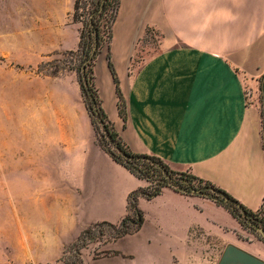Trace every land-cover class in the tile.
<instances>
[{
  "label": "crops",
  "instance_id": "0c3cea01",
  "mask_svg": "<svg viewBox=\"0 0 264 264\" xmlns=\"http://www.w3.org/2000/svg\"><path fill=\"white\" fill-rule=\"evenodd\" d=\"M147 27L158 33L159 48L135 62ZM106 55L103 47L95 84L105 114L129 148L189 170L257 211L264 201V144L254 88L264 74V0H121L110 56L127 105L125 122ZM69 89L61 92L72 95L29 108L23 150L16 143L9 150L14 166L23 155L30 189L27 248L46 247L38 236L56 228L53 222L80 232L98 222L117 224L129 213V194L148 185L99 147L79 87ZM47 202L52 205L43 211ZM137 206L141 228L111 242L110 251L118 254L102 258L120 255L123 263L115 264H217L232 244L264 260V243L243 238L247 231L209 199L164 188L151 200L138 198ZM148 218L155 248L147 261L114 249L142 232Z\"/></svg>",
  "mask_w": 264,
  "mask_h": 264
},
{
  "label": "rangeland",
  "instance_id": "374dc122",
  "mask_svg": "<svg viewBox=\"0 0 264 264\" xmlns=\"http://www.w3.org/2000/svg\"><path fill=\"white\" fill-rule=\"evenodd\" d=\"M72 2L73 0H0V264H64L62 262L75 259L71 244L76 240L80 228L70 226L69 229H64L61 222H53L56 228L38 236V239L47 241L46 247H26L24 227L28 225L31 215L30 189L25 185L27 181L23 161H20L23 155L19 154L16 166L13 165V154L9 155V150L13 152L15 143L17 151L18 148L23 150V118L26 112L29 113L31 106L38 102L60 100L62 96L72 95V92H61L66 87H79L74 71L60 70L57 75H45L51 73L56 66H63V61L66 62L65 66H72L75 62L74 56L69 52L77 49L71 48L76 46L79 39L81 24L71 19ZM158 40L156 31L147 32L137 47L135 62L156 52L159 48ZM261 82L260 78L254 88V100L260 108L264 144ZM252 95L253 91L249 98ZM81 100L83 101L82 96ZM9 183L10 188L7 186ZM33 191L37 190L33 187ZM51 205V202H47L43 211H49ZM41 215L37 214L38 220ZM261 216L260 213L258 218ZM261 221L263 220L260 219V223ZM100 223L91 224L94 225L90 236L93 237L92 241H88L90 237H84L79 243H87L81 250L82 263H123L120 255L102 258L108 256L105 253L111 252L114 232L106 225H99ZM153 231L148 218L147 226L142 232L125 237L115 244L114 249L122 254L135 255V262L147 261L155 248L152 242ZM246 231L248 235L243 238L247 239L252 235L260 240L258 231ZM254 249L263 253L259 247Z\"/></svg>",
  "mask_w": 264,
  "mask_h": 264
},
{
  "label": "trees",
  "instance_id": "16d2710c",
  "mask_svg": "<svg viewBox=\"0 0 264 264\" xmlns=\"http://www.w3.org/2000/svg\"><path fill=\"white\" fill-rule=\"evenodd\" d=\"M120 2L121 0H74L71 19L73 22L81 24L78 47L76 51L69 52L74 56L75 62L72 66H65L66 62L63 61L61 62L63 66H56L51 73L45 74L57 75L60 70L76 73L81 96L95 131L97 144L115 163L124 167L135 178L148 183L146 187L138 188L129 194L127 198L129 213L117 224L101 222L99 225H106L113 230L111 242L137 232L144 221L143 212L137 206L138 198L151 200L158 196L164 188H170L183 195L198 196L213 201L226 209L245 230L257 231L258 228L264 230V201L257 211H252L215 184L195 176L189 170H177L159 157L133 152L108 119L102 108L95 84L94 66L101 49L106 46L107 68L114 84L117 110L120 118L125 122L127 105L121 93L119 79L110 56L112 29ZM150 30L154 31L147 27L143 37ZM263 78L264 74L261 79ZM260 213L262 214L260 219L263 220L261 223L258 218ZM96 226L98 225L96 224ZM93 228L94 225H89L79 233L76 240L71 244V248H74L75 259L64 261L65 264H83L80 255L87 243L81 245L79 243L84 237H90L93 234ZM92 239L93 237H90L88 241H92ZM260 240L264 243L262 238ZM112 253L118 254V252L105 254Z\"/></svg>",
  "mask_w": 264,
  "mask_h": 264
},
{
  "label": "water",
  "instance_id": "95a60500",
  "mask_svg": "<svg viewBox=\"0 0 264 264\" xmlns=\"http://www.w3.org/2000/svg\"><path fill=\"white\" fill-rule=\"evenodd\" d=\"M261 94H262V118L264 123V78L262 79L261 82ZM257 231L260 234L261 238L264 240V230L258 229ZM217 264H264V261L232 244H228L224 248Z\"/></svg>",
  "mask_w": 264,
  "mask_h": 264
}]
</instances>
